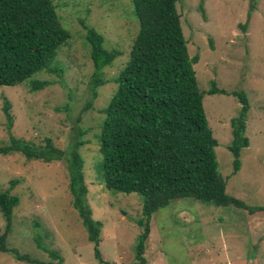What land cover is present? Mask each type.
Segmentation results:
<instances>
[{"label":"rangeland","instance_id":"rangeland-1","mask_svg":"<svg viewBox=\"0 0 264 264\" xmlns=\"http://www.w3.org/2000/svg\"><path fill=\"white\" fill-rule=\"evenodd\" d=\"M53 1L71 36L51 63L63 74H37L35 79L52 83L39 92L30 91L27 83L0 87V145L9 138L5 99L12 104L15 137L35 144L49 137L65 151L77 140L84 143L80 153L87 199L93 218L103 224L104 261L96 258L94 244L73 207L66 159L44 163L20 153L0 155V188L20 199L13 210L8 246L48 263L53 262L49 252L55 251L63 264H136L143 197L105 187L99 135L105 119L102 110L130 60L139 22L130 0ZM177 10L189 54L200 58L195 65L200 88L208 91L214 81L230 94L206 95L203 101L219 142L216 154L227 193L251 207H264V0H181ZM82 21L104 37L109 51L120 53L104 68L107 83L98 88V97L87 109L95 67ZM235 91L245 92L250 102L246 130L250 146L242 150L236 174L229 151L231 121L241 109ZM12 182H16L13 188ZM6 226L0 210V234ZM150 228L144 253L147 264H264V211L250 214L234 206L183 198L155 212ZM0 264L29 263L0 252Z\"/></svg>","mask_w":264,"mask_h":264},{"label":"trees","instance_id":"trees-1","mask_svg":"<svg viewBox=\"0 0 264 264\" xmlns=\"http://www.w3.org/2000/svg\"><path fill=\"white\" fill-rule=\"evenodd\" d=\"M180 1L130 0L139 31L130 60L116 79L118 88L102 110L105 119L99 141L105 187L143 197V217L139 220L143 232L136 264H147L145 244L153 214L176 200L193 198L218 207L234 206L250 214L264 211V207H251L227 193L216 154L219 142L209 125L203 101L206 95L230 94L214 81L210 90L200 88L195 70L200 58L189 54L177 10ZM81 25L87 33L95 67L87 109L98 97V88L107 83L104 68L112 65L120 53L109 51L104 37L94 28L83 21ZM70 38L53 0H0V87L27 83L32 92L49 87L50 81L37 80L35 76L43 72L62 76L63 71L52 68L51 63ZM233 96L241 104L239 114L231 121L233 140L229 146L236 174L241 168L242 150L250 146L246 135L250 102L243 91H235ZM11 110V102L5 99L3 111L9 138L0 145V155L20 153L27 160L44 163L67 160L73 207L94 244L96 258L103 262V224L93 218L87 199L85 161L80 153L84 143L77 140L65 151L49 137L41 144L17 138L12 134ZM11 185L13 188L16 182ZM19 203L18 196L0 188V210L7 221L5 232L0 234V252L29 264H63L55 251L49 252L53 262L48 263L9 248L13 210Z\"/></svg>","mask_w":264,"mask_h":264}]
</instances>
